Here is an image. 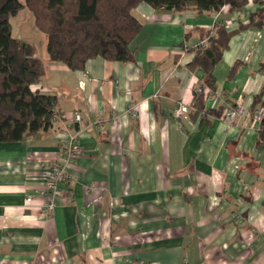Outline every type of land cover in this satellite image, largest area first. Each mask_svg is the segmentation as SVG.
I'll use <instances>...</instances> for the list:
<instances>
[{"label":"crops","instance_id":"0c3cea01","mask_svg":"<svg viewBox=\"0 0 264 264\" xmlns=\"http://www.w3.org/2000/svg\"><path fill=\"white\" fill-rule=\"evenodd\" d=\"M258 6L199 12L141 2L129 61L97 56L72 69L38 49L46 72L31 87L57 96L59 118L0 141V264H264V129L252 119L264 26L233 35L214 67L204 106L226 105L222 115L194 114L205 71L190 66L217 23L235 29ZM181 104L188 118L175 115ZM66 124L82 152L67 199L45 213L39 191L64 155Z\"/></svg>","mask_w":264,"mask_h":264},{"label":"trees","instance_id":"16d2710c","mask_svg":"<svg viewBox=\"0 0 264 264\" xmlns=\"http://www.w3.org/2000/svg\"><path fill=\"white\" fill-rule=\"evenodd\" d=\"M250 0H0V141H18L51 125L58 98L55 94L33 90L46 72V62L34 41L13 35L10 18L22 8L32 13L34 23L46 35V50L51 60L82 69L93 57L129 61L134 57L132 42L143 28L135 8L146 2L161 10L194 9L231 12L243 10ZM235 29L217 23L209 31L190 63L205 71L204 83L194 91V114L222 115L226 105L205 108L206 98L215 92L214 67L229 47L230 39L249 27L264 26V0ZM237 61L233 74L240 66ZM206 86L208 89H206ZM236 108L235 104H232ZM264 113V86L254 95L253 112ZM191 114V113H190ZM264 129V117L261 121Z\"/></svg>","mask_w":264,"mask_h":264},{"label":"built area","instance_id":"2783aa9c","mask_svg":"<svg viewBox=\"0 0 264 264\" xmlns=\"http://www.w3.org/2000/svg\"><path fill=\"white\" fill-rule=\"evenodd\" d=\"M234 110L242 112V107H236ZM175 115L177 117H189V110L186 105H180L175 110ZM253 123H261L264 117V113L261 109L255 110L252 114ZM58 112L53 116L52 121L57 120ZM74 118L76 120L81 119V113L75 112ZM63 135V147L64 155L57 161V163L47 169L45 174L44 185L40 188V194L45 196V202L43 204V211L45 213H50L56 206L58 200H66L68 197V191L65 189L64 185L69 180V169L71 163L81 155L82 145L80 141V135L78 133H72L70 125H64L61 131ZM34 196L32 194L27 196V201H32Z\"/></svg>","mask_w":264,"mask_h":264},{"label":"rangeland","instance_id":"374dc122","mask_svg":"<svg viewBox=\"0 0 264 264\" xmlns=\"http://www.w3.org/2000/svg\"><path fill=\"white\" fill-rule=\"evenodd\" d=\"M10 21L15 37L36 42L40 54L46 50L47 37L38 29L34 23L32 13L27 7L22 8L16 15H12Z\"/></svg>","mask_w":264,"mask_h":264}]
</instances>
